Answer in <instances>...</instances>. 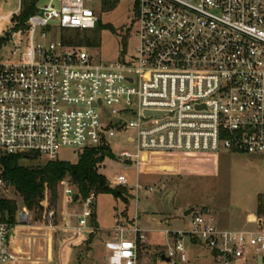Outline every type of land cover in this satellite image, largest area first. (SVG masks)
Returning <instances> with one entry per match:
<instances>
[{
    "label": "built area",
    "instance_id": "built-area-1",
    "mask_svg": "<svg viewBox=\"0 0 264 264\" xmlns=\"http://www.w3.org/2000/svg\"><path fill=\"white\" fill-rule=\"evenodd\" d=\"M53 1L38 6L24 25L0 31V37L10 33L0 52L12 43L0 58V156L54 162L64 149L109 147L110 138L127 132L136 154L124 151L118 159L137 170L145 151L264 156V0H120L131 4L137 46L131 55L123 46L114 61L62 40L65 31L97 26L99 15L86 1L112 0H57L58 7ZM110 183L129 186L126 174ZM61 189L66 228L78 241L93 230L96 202L91 195L83 199L68 178ZM132 189L138 196L144 188L137 182ZM0 199L18 200L1 170ZM78 203L82 210L70 212ZM189 217V229L169 232L174 243L165 257L171 262L189 261L187 239L214 264H264V216L251 231L221 229L210 212ZM30 221L23 205L14 222L0 213V264H48L26 250L32 249L33 238L26 247L23 231L34 228ZM114 223L108 264H139L146 231L122 217Z\"/></svg>",
    "mask_w": 264,
    "mask_h": 264
},
{
    "label": "rangeland",
    "instance_id": "rangeland-1",
    "mask_svg": "<svg viewBox=\"0 0 264 264\" xmlns=\"http://www.w3.org/2000/svg\"><path fill=\"white\" fill-rule=\"evenodd\" d=\"M22 1L0 0V18L12 13L17 14L15 17L19 16ZM47 3L48 0H39L37 7ZM53 3L59 6L57 0ZM85 5L99 15L98 26L86 32H67L64 34L66 39L89 49L103 61L117 60L124 45L128 55L134 54L137 40L131 37L134 22L131 4L119 1L112 9L106 8L104 4L99 6L96 2L86 1ZM13 23L14 19L0 20V31L12 30ZM106 25H111L113 30ZM11 48L12 43L6 44L0 52V58L9 55ZM128 119H136V116ZM130 135L132 132L117 133L108 140L114 157L107 158L99 172L112 187H116L110 183L116 175L126 174L129 185L126 188L134 199L125 206L110 195L96 197L92 192L96 207L91 221L96 222L99 228L91 226L92 232L78 241H71L72 230L69 228L52 230L50 241L47 227H67L62 215L63 191L59 189L58 204L50 211L54 213L53 216L48 214L45 219H37L36 214L30 211V223L34 228L26 231L25 237L27 241L31 238L33 241L32 249L28 247L26 250H32L35 260L48 264H108V261L111 262L108 252L116 241L114 219L122 217L130 224L137 222L146 231V243L138 244L139 264H179L166 262L162 257L174 243L169 232L190 228V217L183 215V209L188 203L197 206L193 209L195 212H206L202 206L212 210L216 224L221 229H257V224L249 215H258V196H264V156L236 154L225 150L217 153L145 151L140 154L137 170L131 163L118 159L124 151L136 154L133 143L128 140ZM79 155V151L64 149L59 153V159L77 163ZM23 163L31 165L37 161L24 159ZM137 182L144 188L138 196L132 189ZM17 202L20 207V198ZM81 210L82 205L78 203V207L70 212L79 213ZM259 216H264V210ZM73 223H76L74 218ZM31 233H34L33 237ZM184 244L189 261L183 264H214L210 253L201 245H193L187 239H184Z\"/></svg>",
    "mask_w": 264,
    "mask_h": 264
},
{
    "label": "trees",
    "instance_id": "trees-1",
    "mask_svg": "<svg viewBox=\"0 0 264 264\" xmlns=\"http://www.w3.org/2000/svg\"><path fill=\"white\" fill-rule=\"evenodd\" d=\"M38 1L23 0L20 15L14 17V22L20 24V26L24 25L27 19L37 11ZM119 1L105 2L104 6L112 9ZM105 27L113 30L111 25H106ZM67 32L86 31H65L62 34V40L65 45L82 47L76 45L73 41H69V39L67 40L64 36ZM124 48H126V45H124ZM79 153L77 163L57 160L54 162H37L31 165L23 163V156L2 155L0 156V170L3 178L11 182L15 187L22 205L29 211L34 212L37 219H45L51 209L58 204L60 183L66 178L71 181L83 199H87L94 192L96 197L110 195L115 201L128 206L134 196L124 186L112 187L108 185L106 177L99 172L105 160L114 157L111 148L102 146L79 151ZM18 209L17 200L0 199V213L3 221L14 222ZM263 210L264 196L260 195L258 196V214H261ZM91 222V226L96 229L99 228L96 222Z\"/></svg>",
    "mask_w": 264,
    "mask_h": 264
},
{
    "label": "crops",
    "instance_id": "crops-1",
    "mask_svg": "<svg viewBox=\"0 0 264 264\" xmlns=\"http://www.w3.org/2000/svg\"><path fill=\"white\" fill-rule=\"evenodd\" d=\"M77 207H78V205H77ZM197 208V206H195L194 205V203H188L185 207H184V209H183V211H184V213L187 211V210H189V209H196ZM202 208L203 209H206V212H210V213H212V210H209V208L208 207H206V206H202ZM184 213H183V215H184ZM257 214H258V207H257ZM250 219L252 220V221H254L255 219H257V218H259L260 216H259V214L258 215H255V214H253V213H250ZM66 229L67 230V228L65 227V226H63V227H60V226H58V227H47L46 228V230H48L49 231V234H48V236H49V239H50V241H52V230H56V231H61V229L62 230H64V229ZM24 231V233H26V231H30V230H23ZM20 234H21V232L20 233H18V236L15 238V243H14V246H15V249L16 250H18V251H20L21 250V239H20ZM27 244V245H26ZM25 245H26V247L28 246V241L26 240L25 241ZM108 257H110V252H108ZM212 257V256H211ZM108 260H109V258H108ZM212 260H213V258H212Z\"/></svg>",
    "mask_w": 264,
    "mask_h": 264
},
{
    "label": "water",
    "instance_id": "water-1",
    "mask_svg": "<svg viewBox=\"0 0 264 264\" xmlns=\"http://www.w3.org/2000/svg\"><path fill=\"white\" fill-rule=\"evenodd\" d=\"M39 13H41V11ZM9 35H10V33L9 32H6L4 36L0 37V49L2 47L3 42H5V41L8 40ZM25 159H29V158L27 156H25ZM75 199L78 200L79 199V195H76V198ZM193 211H194L193 209L187 210L184 213V216L185 217L190 216L193 213ZM162 259L165 260L166 262H169V263L171 262V260L169 258L165 257V256H163ZM260 262H261V259H260Z\"/></svg>",
    "mask_w": 264,
    "mask_h": 264
}]
</instances>
